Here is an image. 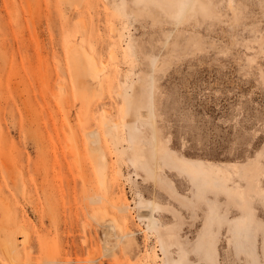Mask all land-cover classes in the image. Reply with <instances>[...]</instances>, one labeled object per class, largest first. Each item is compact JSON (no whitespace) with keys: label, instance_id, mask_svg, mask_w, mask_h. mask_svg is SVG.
Listing matches in <instances>:
<instances>
[{"label":"rangeland","instance_id":"1","mask_svg":"<svg viewBox=\"0 0 264 264\" xmlns=\"http://www.w3.org/2000/svg\"><path fill=\"white\" fill-rule=\"evenodd\" d=\"M181 3L176 16L179 0H0V264H171L152 204L180 225L190 262L208 264L193 247L214 203L216 264L264 262V194L248 198L255 237L238 240L228 230L243 212L223 194L196 204L187 176L167 171L180 207L130 162L135 127L147 155L160 140L179 159L264 167V0ZM126 92L135 114L122 112Z\"/></svg>","mask_w":264,"mask_h":264},{"label":"bare ground","instance_id":"2","mask_svg":"<svg viewBox=\"0 0 264 264\" xmlns=\"http://www.w3.org/2000/svg\"><path fill=\"white\" fill-rule=\"evenodd\" d=\"M137 1L138 4L142 3L144 4V6H147V4L152 2L162 7V2L165 3L168 0H152L151 2L150 0ZM167 7H169L168 2ZM177 7L178 8L174 11V14L176 16L183 13L181 0H179V6L177 5ZM82 51L84 52V54H82L86 57L87 55L85 53V50ZM110 55L113 57L115 56L114 52H111ZM71 62V67L73 68V72L75 73L74 77L77 81V79L81 76L78 68L79 62L77 57L74 56ZM99 72L100 70L97 68V65L93 63L92 73L94 74V76H96V74H98ZM131 97L133 98V96ZM131 97L128 96L126 92L125 96L123 97L121 106L122 112L128 113V111L133 110L135 114V100H131ZM138 116H140V113L138 114ZM139 118H141V116ZM105 125H107V123H105ZM107 128L108 132L106 134H109L110 137L113 138L114 135L118 134L115 124L108 125ZM128 141L131 145V164L136 169L140 168L141 170H143L144 174H146L147 177H151L152 179L164 183V185L168 187L169 198L177 201L180 207L187 208L184 201L179 202L177 198L172 195V193H177L173 187V184L169 182V180H167V171H170L169 173H171V171L174 170L179 175L184 174L187 176L189 182L192 185V188L195 189L192 194L195 198L196 204H198V202L200 201L205 200L206 191L208 190L212 193L213 191H217L215 192L216 195H218V193H221L226 197V199H228L230 203L232 202L233 204L238 205L240 209H242V217L233 223V228L232 230L229 229L228 233H230L231 237H237L238 240L242 237H247L249 239L247 231H251L252 229L253 235L255 237V232L257 231V229L253 226V218L247 211H249L248 198L250 197V195L254 194L260 197L264 194L263 188H260V179L264 176V167H262V165H260L258 161H255L253 164L244 167L235 164L221 166L199 161H187L184 159H179L175 154L170 153L160 140L155 141V145L151 150L150 155H147L144 151V147L140 143L139 136H137L135 133V127L130 131ZM95 142L99 144L98 139ZM241 182H243L245 186H242ZM182 198L190 202L187 198ZM144 205H146V203ZM147 205L149 207L148 203ZM143 207V204L139 203L138 210L140 211V209H142ZM114 208L116 210V213L112 214V217L108 219V223L103 226V228L108 229L107 231L109 232L116 231L117 229L121 230L117 212L123 213L126 211V207L123 205L114 206ZM165 209L169 210V212L172 213V217L176 219L175 210H173L174 208L171 209L168 207ZM155 210L156 208L154 204H152V206L149 208L148 218H141H147L150 226L149 229L153 231L157 230L156 232L158 233V241L163 255H170V249L176 246L177 259H168L167 261L171 264H193L189 260L190 251H188L185 244H183L179 240L178 234L180 231V225L162 224L159 219L153 216V212ZM219 212V207L215 203L210 206L209 213L206 217L202 231L199 233L193 247L195 251L202 252L201 258L204 259L208 264H216V244L218 242L220 227L223 222V219L221 218ZM103 222L106 223V221ZM230 242L231 240L229 238L228 243ZM243 244L244 243H241V245ZM251 247L252 248H250V255L255 257L254 245H252ZM105 252L111 254L112 251L106 248ZM252 264H259V262L257 261V259H255V261H252ZM262 264H264V262Z\"/></svg>","mask_w":264,"mask_h":264}]
</instances>
